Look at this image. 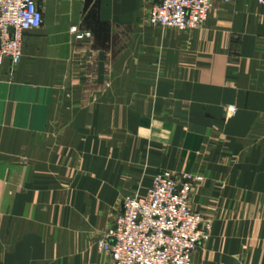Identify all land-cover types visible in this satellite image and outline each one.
Returning a JSON list of instances; mask_svg holds the SVG:
<instances>
[{
    "label": "crops",
    "instance_id": "crops-1",
    "mask_svg": "<svg viewBox=\"0 0 264 264\" xmlns=\"http://www.w3.org/2000/svg\"><path fill=\"white\" fill-rule=\"evenodd\" d=\"M152 2L38 0L2 60L0 264H112L95 241L160 170L203 177L191 264H264V0L190 32L147 24Z\"/></svg>",
    "mask_w": 264,
    "mask_h": 264
},
{
    "label": "built area",
    "instance_id": "built-area-1",
    "mask_svg": "<svg viewBox=\"0 0 264 264\" xmlns=\"http://www.w3.org/2000/svg\"><path fill=\"white\" fill-rule=\"evenodd\" d=\"M230 3L233 0H220ZM214 0H153L145 21L154 27L180 32L204 26ZM43 13L38 0H0V64L10 70L19 63L25 35L38 30ZM81 32L77 38H87ZM234 110L232 109V113ZM199 174L158 171L142 194L122 198L119 212L95 241L112 264H191L199 243L208 239L211 222L190 205Z\"/></svg>",
    "mask_w": 264,
    "mask_h": 264
},
{
    "label": "rangeland",
    "instance_id": "rangeland-1",
    "mask_svg": "<svg viewBox=\"0 0 264 264\" xmlns=\"http://www.w3.org/2000/svg\"><path fill=\"white\" fill-rule=\"evenodd\" d=\"M14 68H15V67H14ZM14 68H13V69H14Z\"/></svg>",
    "mask_w": 264,
    "mask_h": 264
}]
</instances>
